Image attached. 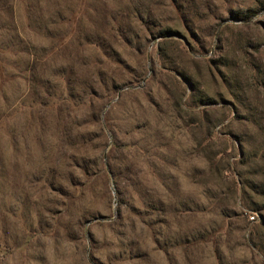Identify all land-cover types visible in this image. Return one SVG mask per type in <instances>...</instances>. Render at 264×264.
I'll list each match as a JSON object with an SVG mask.
<instances>
[{"label":"rangeland","instance_id":"obj_1","mask_svg":"<svg viewBox=\"0 0 264 264\" xmlns=\"http://www.w3.org/2000/svg\"><path fill=\"white\" fill-rule=\"evenodd\" d=\"M0 264H264V0H0Z\"/></svg>","mask_w":264,"mask_h":264},{"label":"built area","instance_id":"obj_2","mask_svg":"<svg viewBox=\"0 0 264 264\" xmlns=\"http://www.w3.org/2000/svg\"><path fill=\"white\" fill-rule=\"evenodd\" d=\"M249 219L252 221L254 219V217L251 216Z\"/></svg>","mask_w":264,"mask_h":264}]
</instances>
